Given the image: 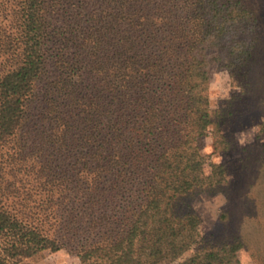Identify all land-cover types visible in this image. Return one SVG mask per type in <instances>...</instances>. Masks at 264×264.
Listing matches in <instances>:
<instances>
[{"label": "trees", "instance_id": "obj_1", "mask_svg": "<svg viewBox=\"0 0 264 264\" xmlns=\"http://www.w3.org/2000/svg\"><path fill=\"white\" fill-rule=\"evenodd\" d=\"M259 28L246 0H0V264L57 247L166 264L196 232L192 199L226 184L201 146L221 137L207 49L246 70Z\"/></svg>", "mask_w": 264, "mask_h": 264}, {"label": "rangeland", "instance_id": "obj_2", "mask_svg": "<svg viewBox=\"0 0 264 264\" xmlns=\"http://www.w3.org/2000/svg\"><path fill=\"white\" fill-rule=\"evenodd\" d=\"M259 18L256 57L246 70L227 64L221 41L207 49L210 78L214 72L229 71L233 91L229 99L210 100L221 114L219 139L208 133L201 140L202 152L223 166L226 184L196 195L191 202L196 232L165 262L187 264L200 246L213 247L239 239L254 264H264V0H246ZM243 141V143L241 142ZM208 169V168H207ZM217 197L222 203H217ZM78 264V258L62 248H49L19 264ZM240 261L239 252L237 253Z\"/></svg>", "mask_w": 264, "mask_h": 264}, {"label": "clouds", "instance_id": "obj_3", "mask_svg": "<svg viewBox=\"0 0 264 264\" xmlns=\"http://www.w3.org/2000/svg\"><path fill=\"white\" fill-rule=\"evenodd\" d=\"M233 76L227 71L214 72L208 82L207 91L209 94V99L216 101L218 99H229L232 87ZM243 143V141H241ZM222 198L217 197V203H222ZM240 264H254L251 256L245 252L243 249L239 250ZM61 264H67L66 258L61 255Z\"/></svg>", "mask_w": 264, "mask_h": 264}]
</instances>
